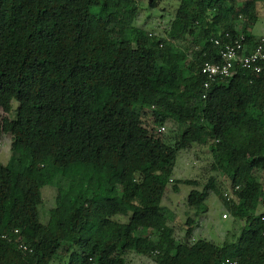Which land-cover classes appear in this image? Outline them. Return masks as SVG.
I'll list each match as a JSON object with an SVG mask.
<instances>
[{
	"label": "trees",
	"instance_id": "1",
	"mask_svg": "<svg viewBox=\"0 0 264 264\" xmlns=\"http://www.w3.org/2000/svg\"><path fill=\"white\" fill-rule=\"evenodd\" d=\"M261 8L178 0L154 34L135 23L136 0H0V135L11 137L0 161V264H131L130 253L156 264H264V71L236 65L208 88L200 72L218 60L215 38L254 44ZM167 122L169 135L158 131ZM193 145L207 148L215 174L185 179L187 206L204 213L213 192L243 221L219 242L191 240L190 217L179 239L162 205L170 182L177 190L179 152ZM224 182L239 185L230 199ZM44 185L56 196L41 221Z\"/></svg>",
	"mask_w": 264,
	"mask_h": 264
},
{
	"label": "rangeland",
	"instance_id": "2",
	"mask_svg": "<svg viewBox=\"0 0 264 264\" xmlns=\"http://www.w3.org/2000/svg\"><path fill=\"white\" fill-rule=\"evenodd\" d=\"M139 7V15L136 19L137 25L143 26L145 29L154 34L164 33L168 27L169 21L173 18L178 0H157V4L151 6L150 0H136ZM92 12L97 11V7L91 8ZM250 31L255 35H264V8L259 10V16ZM13 101V106H16ZM3 113L0 111V115ZM171 124H165V135L171 134ZM10 143L11 137L8 134L0 135V161L6 164L10 159ZM210 161V153L205 146L193 145L190 148L181 150L178 154L173 175L177 184V190L172 189L170 182L167 185L166 194L162 200L165 213L169 223L174 226L175 234L178 238L185 235V231L189 224L186 223L188 217L192 219L193 226L192 236L194 238L203 237L214 242L222 241L229 229L238 231L243 221L234 224L233 216L225 207L223 201L213 192H210L205 199L206 211L198 213L196 208H189L186 204V197L192 186L185 182V179H197L202 183L214 172L208 170ZM173 178V177H172ZM260 179L264 185V172L260 174ZM223 183V191L228 186ZM43 203L39 208L41 221H46L48 212L55 204L56 190L50 185H44L41 188ZM256 211H264V205L258 204ZM223 213L227 217H223ZM240 223V224H239ZM231 230V231H232ZM191 237V240L194 239ZM128 261L131 264H156L152 257L130 253Z\"/></svg>",
	"mask_w": 264,
	"mask_h": 264
},
{
	"label": "built area",
	"instance_id": "3",
	"mask_svg": "<svg viewBox=\"0 0 264 264\" xmlns=\"http://www.w3.org/2000/svg\"><path fill=\"white\" fill-rule=\"evenodd\" d=\"M225 38L226 40L222 43L219 37L214 39L215 44H221L220 46H222L218 54V60L205 61L201 65L200 72L204 76V88H208L218 78L231 77L235 73L234 68L236 65L241 68L252 69L257 73L264 71V35L258 37L252 45L246 43L243 35L232 37L231 34L226 33ZM202 96L205 97V94ZM158 131L164 132L165 125H160ZM238 189L239 185H235L233 188L224 191V196L230 199L234 191ZM262 205H264V200ZM223 217L226 218L227 214L223 213Z\"/></svg>",
	"mask_w": 264,
	"mask_h": 264
},
{
	"label": "crops",
	"instance_id": "4",
	"mask_svg": "<svg viewBox=\"0 0 264 264\" xmlns=\"http://www.w3.org/2000/svg\"><path fill=\"white\" fill-rule=\"evenodd\" d=\"M256 36H261V35H256ZM172 177H173V179H175L174 175H173ZM193 237H194V236H193Z\"/></svg>",
	"mask_w": 264,
	"mask_h": 264
},
{
	"label": "clouds",
	"instance_id": "5",
	"mask_svg": "<svg viewBox=\"0 0 264 264\" xmlns=\"http://www.w3.org/2000/svg\"><path fill=\"white\" fill-rule=\"evenodd\" d=\"M226 190H227V189H226ZM226 190H225V191H226ZM223 194H224V193H223ZM232 197H233V196H232ZM232 197H231V198H232ZM261 203H262V202H261ZM193 238H194V237H193Z\"/></svg>",
	"mask_w": 264,
	"mask_h": 264
}]
</instances>
